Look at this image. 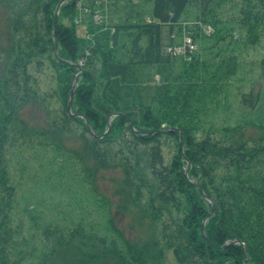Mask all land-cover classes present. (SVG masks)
Here are the masks:
<instances>
[{
  "label": "trees",
  "instance_id": "1",
  "mask_svg": "<svg viewBox=\"0 0 264 264\" xmlns=\"http://www.w3.org/2000/svg\"><path fill=\"white\" fill-rule=\"evenodd\" d=\"M61 1L0 0V264H165L169 251L175 264H264V90L228 101L240 47L264 41V0H84L80 14L65 0L55 56ZM190 9L211 32L195 29L188 62L167 48ZM259 66L264 78V50ZM47 70L56 87L42 94ZM40 99L37 125L24 109ZM25 147L75 162L104 230L15 218L10 156Z\"/></svg>",
  "mask_w": 264,
  "mask_h": 264
},
{
  "label": "rangeland",
  "instance_id": "2",
  "mask_svg": "<svg viewBox=\"0 0 264 264\" xmlns=\"http://www.w3.org/2000/svg\"><path fill=\"white\" fill-rule=\"evenodd\" d=\"M152 5L147 6V13L150 14ZM2 12V9H0ZM195 11L190 9L181 19L180 32H174L173 46L180 53L179 59L190 61L192 54L199 49L198 42L192 44L191 36L199 26L207 34L211 32L210 27H203L195 19ZM5 22L0 20V42L2 49L9 46L7 36L4 33ZM167 36V30L165 37ZM191 43V46L188 45ZM241 49L240 66L237 76L231 80L229 87V102L232 109H236L238 96L251 88L264 90V78L260 71L259 61L264 50V41L255 47ZM79 65V64H78ZM80 66V65H79ZM2 67V62H0ZM50 70H47L41 77L38 76L39 89L42 94L50 92L49 88L55 89L56 84L50 83ZM53 92V90L51 91ZM46 94V93H45ZM74 95V94H73ZM73 100V98H72ZM47 102L39 100L35 105H29L24 109V117L37 125L46 121L45 108ZM49 104L52 108L59 107L56 98H50ZM46 109L50 110V107ZM72 104V101H71ZM174 142H164L163 150L169 157L174 151ZM10 157V168L15 182L18 183L17 193L18 210L16 219H22L25 225L30 228V215H37L41 221H61L77 223L80 219H86L95 228L104 230L108 222L107 213L99 209L94 202L88 187L82 183V176L74 161L65 159L64 156L39 148L13 149ZM112 173L107 174L111 175ZM108 187V184H103ZM35 208V210H34ZM23 212V213H22ZM30 214V215H29ZM44 219V220H43ZM27 229V227L25 226ZM32 233L28 230L27 236ZM34 243V241H32ZM29 243L28 248H31ZM165 264H175L171 252H166Z\"/></svg>",
  "mask_w": 264,
  "mask_h": 264
},
{
  "label": "water",
  "instance_id": "3",
  "mask_svg": "<svg viewBox=\"0 0 264 264\" xmlns=\"http://www.w3.org/2000/svg\"><path fill=\"white\" fill-rule=\"evenodd\" d=\"M65 0L61 1L57 8H56V14H55V20H54V39H55V56L57 55V50H58V45H57V25H58V18H59V12H60V7L61 5L63 4ZM78 71L76 72V74L73 75V78H72V88H71V91H70V96H69V101H68V105H67V110L68 112L70 113L71 111V101H72V98H73V94H74V90H75V87H76V84H75V81H76V77H77V74L81 71V68L79 66H76ZM131 127H133V125L131 124ZM88 128H89V125H88ZM109 131V128L108 130L105 132L107 133ZM182 134L179 133V145H180V148L182 149ZM187 174V172L185 171V175Z\"/></svg>",
  "mask_w": 264,
  "mask_h": 264
},
{
  "label": "built area",
  "instance_id": "4",
  "mask_svg": "<svg viewBox=\"0 0 264 264\" xmlns=\"http://www.w3.org/2000/svg\"><path fill=\"white\" fill-rule=\"evenodd\" d=\"M76 6H77V8L79 10V14L82 13V12L83 13H88L89 12V8L84 6V0H78L77 3H76ZM93 16H94V19L96 21H101V19H102V14L99 12V10H96ZM78 21L79 20L76 18L75 19V23H78ZM190 46H191V43L188 45V47H190ZM167 52L176 55L179 52V50L174 48V47H169V48H167ZM82 63H83L82 61H79V65H82Z\"/></svg>",
  "mask_w": 264,
  "mask_h": 264
}]
</instances>
